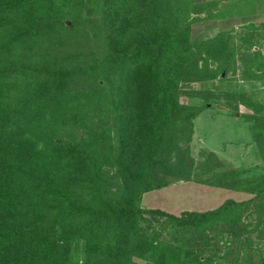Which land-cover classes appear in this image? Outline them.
I'll return each mask as SVG.
<instances>
[{
    "label": "trees",
    "instance_id": "16d2710c",
    "mask_svg": "<svg viewBox=\"0 0 264 264\" xmlns=\"http://www.w3.org/2000/svg\"><path fill=\"white\" fill-rule=\"evenodd\" d=\"M219 4L0 0V264H228L221 240L236 243L252 233L245 219L253 215L264 239V175L226 170L211 153L197 174L189 145L209 100H180L181 82L235 71L224 34L193 40L195 23L230 16L216 11ZM194 48L218 70L207 75L192 62ZM254 57L260 74L242 81L264 82V58ZM229 94L255 113L247 121L264 154L261 105ZM94 118L114 130L78 138L74 131ZM104 166L117 169L120 195L111 192ZM171 179L253 198L179 216L141 208V193ZM147 218L159 221L155 234L142 231Z\"/></svg>",
    "mask_w": 264,
    "mask_h": 264
},
{
    "label": "rangeland",
    "instance_id": "374dc122",
    "mask_svg": "<svg viewBox=\"0 0 264 264\" xmlns=\"http://www.w3.org/2000/svg\"><path fill=\"white\" fill-rule=\"evenodd\" d=\"M199 1L219 2L216 11L229 13L230 16L223 20L195 23L192 27L193 40L205 42L224 34L235 50V71L226 76L219 74L213 81L181 82L180 84L182 103L200 105L205 102V99L209 100L208 109L195 121L194 136L189 145L191 155L196 161V172L201 174V167L211 153L217 155L226 166V170L241 171L244 177L264 175V154L260 152L252 136V123L247 121V117L255 113L229 97V93H242L252 103L261 105L262 115H264V82L262 80L242 81L245 75L255 78L254 76L260 74L254 64V54L261 53L264 58V0H249L247 7L241 10L234 9L238 0ZM244 17L247 21H242ZM190 56H192L191 61L200 68L203 67L207 75L218 70L216 62L208 60V65L205 64L207 60L205 55L199 54L196 48ZM111 129L114 130L105 118L102 120L94 118L85 128L76 130L74 133L80 139H87L90 131L110 132ZM104 171L111 192L114 195H120L124 191V184L117 169L104 166ZM252 198L253 196L244 193L209 187L196 182H185L182 179H171L170 184L165 188L141 193L139 203L143 209H159L179 216L183 212L211 211L227 200L243 202ZM147 219L149 220L141 223L142 231L155 234L160 228L159 221ZM256 220V215L245 219L252 233H248L242 240L236 243L228 237L221 240L218 249L222 254L228 251V264H264V239H260L259 232L255 231ZM166 233H164L165 238H171ZM177 236L184 235L180 233ZM239 249L240 254L237 256ZM74 258L82 260L79 254H76ZM131 264L147 263L133 259Z\"/></svg>",
    "mask_w": 264,
    "mask_h": 264
},
{
    "label": "crops",
    "instance_id": "0c3cea01",
    "mask_svg": "<svg viewBox=\"0 0 264 264\" xmlns=\"http://www.w3.org/2000/svg\"><path fill=\"white\" fill-rule=\"evenodd\" d=\"M239 1H240V0L236 1V3L239 2Z\"/></svg>",
    "mask_w": 264,
    "mask_h": 264
}]
</instances>
